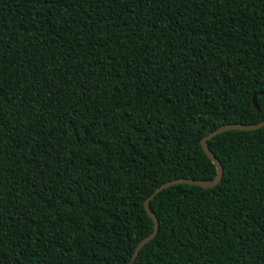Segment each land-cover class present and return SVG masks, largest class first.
<instances>
[{"label":"trees","instance_id":"1","mask_svg":"<svg viewBox=\"0 0 264 264\" xmlns=\"http://www.w3.org/2000/svg\"><path fill=\"white\" fill-rule=\"evenodd\" d=\"M260 92L264 0H0V264H126ZM206 144L131 264H264V125Z\"/></svg>","mask_w":264,"mask_h":264},{"label":"water","instance_id":"2","mask_svg":"<svg viewBox=\"0 0 264 264\" xmlns=\"http://www.w3.org/2000/svg\"><path fill=\"white\" fill-rule=\"evenodd\" d=\"M260 93H264V92H260ZM255 96L256 94L252 93L251 102H252V105L256 108L257 105L255 102ZM263 125H264V119L258 122H255V123H235V122L223 123V124L218 125L217 127H215L214 129H212L211 131H209L208 133H206L204 136L201 137L200 139L201 148L203 152L207 155V157L211 160V162L214 164L215 175L211 179H193V178L178 177V178H173V179L164 181L163 183L155 187L143 201L144 209L153 223L152 230L136 243L131 253L130 259L127 261L126 264H131L132 260L134 259V257L136 256L138 250L142 247V245L146 243L147 241H149L151 238H153L157 232L158 219L155 216V214L150 210L149 205H148L149 200L156 193H158L161 189L169 185L176 184V183H189V184H194V185H198L202 187H212L219 182L221 175H222V166L219 163L218 159L213 155V153L208 148L206 141L212 136L220 132L226 131V130H230V129L250 130V129L259 128Z\"/></svg>","mask_w":264,"mask_h":264}]
</instances>
